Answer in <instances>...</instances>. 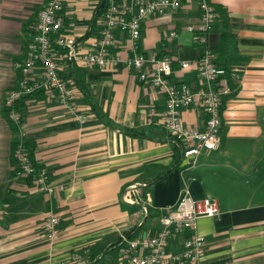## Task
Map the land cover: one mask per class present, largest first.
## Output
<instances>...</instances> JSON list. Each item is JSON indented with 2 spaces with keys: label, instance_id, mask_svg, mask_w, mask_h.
Segmentation results:
<instances>
[{
  "label": "crops",
  "instance_id": "crops-1",
  "mask_svg": "<svg viewBox=\"0 0 264 264\" xmlns=\"http://www.w3.org/2000/svg\"><path fill=\"white\" fill-rule=\"evenodd\" d=\"M49 1L0 0V264H64L85 251L98 256L94 264H118L122 237L158 234L185 184L194 199L215 200L220 208L217 217L197 221L196 233L205 240L201 264H264V0H210L228 16L226 28L218 13L210 34L218 64L225 29L245 58L232 67L234 94L224 101L219 151L203 152L185 175L176 168L160 178L175 159L171 135L157 122L166 110L164 96L124 64L107 70L75 66L85 72L92 96L91 102L84 94L79 98L86 124L42 95L23 109L22 132L34 147L37 165L52 178L53 192L43 193L16 176L13 152L20 132L6 116L5 98L19 84L17 65L26 60L39 14ZM64 1L65 33L81 52H96L103 25L97 18L99 0ZM119 3L131 5L132 0ZM199 21L197 0H185L178 12L145 19L142 53L199 59L205 50L190 31ZM173 31L177 37L166 40ZM129 46L118 31L113 51L127 58ZM175 70L176 83L200 86L194 72L181 71L178 63ZM97 110L118 127L105 124ZM153 111L156 123L147 125ZM183 118L187 126L205 129L202 110H186ZM125 129L145 131L148 137L131 136ZM51 214L62 217L57 240L49 239L45 228ZM190 235L173 240L170 251L182 253Z\"/></svg>",
  "mask_w": 264,
  "mask_h": 264
},
{
  "label": "built area",
  "instance_id": "built-area-1",
  "mask_svg": "<svg viewBox=\"0 0 264 264\" xmlns=\"http://www.w3.org/2000/svg\"><path fill=\"white\" fill-rule=\"evenodd\" d=\"M184 1L132 0L131 5H122L117 0H112L110 8L102 18L98 50L85 53L81 52L77 41L65 33V1L50 0L47 3L39 14L34 34L28 43L26 60L17 65L21 77L19 84L5 98L7 118L20 132L13 152L18 178L27 181L32 179V184L40 192H53L49 172L45 169L38 171L31 158L26 136L22 132L23 116L17 106L24 99L28 101L36 94H43L47 101L67 108L81 124H86L87 119L79 107L82 93L65 76L66 71L75 66L107 70L124 64L138 72L137 76L142 83L162 94L166 101V110L157 122L182 143L187 166L183 171L184 175L196 168L203 152L212 153L221 149L223 105L234 94L232 82L235 75L233 72L228 74L218 64L217 55L211 51L210 34L219 15L210 0H197L200 21L197 26L190 27L196 42L205 50L199 59L178 61L172 57L146 55L140 49L143 21L169 12H178ZM118 31L125 34L129 41L131 55L127 58L113 51L117 45ZM177 35L173 31L166 40L176 38ZM177 63L181 71L194 72L197 75L200 81L198 88L174 81ZM191 109L202 110L206 115L203 131L186 125L183 113ZM157 115L153 111L146 124H155L154 117ZM219 213L217 201L209 198L194 199L189 186L185 184L177 207L162 217V229L158 234L122 237L124 248L121 252V264H201L205 254V240L196 233L197 221L204 217H217ZM61 223V215L51 214L46 218L45 228L49 239H58ZM187 232H192V235L186 239L182 253H172L171 242L185 236ZM64 264H94V260L89 251L76 252Z\"/></svg>",
  "mask_w": 264,
  "mask_h": 264
},
{
  "label": "trees",
  "instance_id": "trees-1",
  "mask_svg": "<svg viewBox=\"0 0 264 264\" xmlns=\"http://www.w3.org/2000/svg\"><path fill=\"white\" fill-rule=\"evenodd\" d=\"M117 2H121V0H117ZM112 4V0H99V4L97 7V18H103L104 15L106 14V12L108 11V9L110 8ZM217 13L220 14V16L223 18L224 21V25L227 28L228 27V16L227 13L223 10L217 9ZM220 60L221 62H223V64H221L220 62V66L225 68V70L227 71L228 74H230L232 72V67L235 64H238L240 62L245 61V58H243L238 51V44H237V39L235 38V36H233L228 29H225L220 37ZM66 79L73 82L74 85L79 89V91L85 95V99L88 101L90 100L91 102V98L92 96L90 95L89 91L87 90V86H86V78H85V72L80 69V68H76V67H71L69 69V72L67 73V75L65 74ZM43 96V94H36L35 96L40 97ZM27 99H24L23 101H21L18 106L17 109L21 112L22 116L24 117V106L26 104ZM95 107V104H94ZM96 109V107H95ZM98 114L101 116V118L103 119L104 123L113 127V128H117L118 126H116L113 122H111L110 120H108V118L102 114V112L100 110H97ZM6 116L8 117V111L5 110ZM24 122V120H23ZM16 129L18 128L17 126L15 127ZM127 134L131 135V136H135V137H148L147 132L145 131H140V130H130V129H125L124 130ZM173 143H174V162L171 168L166 170V173L163 174L160 178L164 177L166 174L172 172L174 169L176 168H180L182 171H185L187 169V166H182V162L184 159V155H183V146L182 143L180 141H178L177 139L173 138L172 136H170ZM30 152H31V158L36 166V168L38 169V171H42L44 168L40 167L37 165L36 161H35V157H34V147H30ZM51 178V177H50ZM159 178V179H160ZM52 181V178H51ZM29 184H32L33 181L32 179L28 180ZM92 260L96 261V258H98L97 255L93 254V256L91 257ZM96 264H104L102 263V260H97ZM118 264H121L120 259H118Z\"/></svg>",
  "mask_w": 264,
  "mask_h": 264
}]
</instances>
